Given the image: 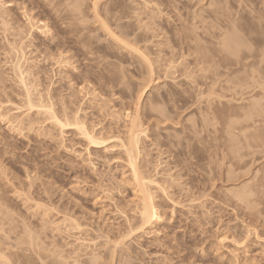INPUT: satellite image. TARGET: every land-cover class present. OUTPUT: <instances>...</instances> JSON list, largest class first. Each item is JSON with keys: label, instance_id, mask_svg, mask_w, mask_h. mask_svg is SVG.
<instances>
[{"label": "rangeland", "instance_id": "obj_1", "mask_svg": "<svg viewBox=\"0 0 264 264\" xmlns=\"http://www.w3.org/2000/svg\"><path fill=\"white\" fill-rule=\"evenodd\" d=\"M259 48L264 0H0V116L22 118H0L9 264H264ZM142 195L159 215L148 226Z\"/></svg>", "mask_w": 264, "mask_h": 264}, {"label": "bare ground", "instance_id": "obj_2", "mask_svg": "<svg viewBox=\"0 0 264 264\" xmlns=\"http://www.w3.org/2000/svg\"><path fill=\"white\" fill-rule=\"evenodd\" d=\"M44 26H45V24H44ZM238 26V25H237ZM41 29V28H40ZM236 29V28H235ZM39 30V29H38ZM43 30V29H42ZM41 30V31H42ZM45 34V33H44ZM47 34V33H46ZM252 34V33H251ZM232 39H228L227 41H226V45H227V47L228 48H230V49H232V50H238V49H235V42L234 41H231ZM234 40V39H233ZM236 41H238L237 39H235ZM257 42V41H256ZM23 43V42H22ZM235 43V44H234ZM21 44V43H20ZM24 44V43H23ZM238 44V43H237ZM225 45V46H226ZM259 45V44H258ZM13 47H16V46H13ZM25 47V46H24ZM226 47V48H227ZM237 47V46H236ZM228 48H227V50H228ZM237 48H239V46L237 47ZM18 49V48H17ZM225 49V48H224ZM241 49V48H240ZM239 49V50H240ZM260 49V48H259ZM258 49V50H259ZM14 50V49H13ZM17 52H18V55H17V52H15L16 54L14 55V56H17L16 57V59L15 60H13V61H15V62H13V64L15 63V66H14V68H16L15 70L19 73L18 75L20 76V82H22V84L24 85L23 86V88L25 87V92L28 94V96H29V90H28V85H27V83H28V75H32L33 73H29L30 72V70H29V66L30 65H28L27 67L25 66L26 64H28V63H30V59L28 60V56H27V52H25V50H24V48L22 49V46H21V49L19 48V51L18 50H16ZM229 51V50H228ZM249 51V50H248ZM13 52V51H12ZM224 52H225V50H224ZM227 52V51H226ZM237 53H238V51H236ZM260 52H262L263 53V51H261V49H260ZM10 53V52H9ZM14 53V52H13ZM239 53H240V51H239ZM262 53H260V54H262ZM31 54V53H30ZM205 54V53H204ZM229 54H231V52H229ZM228 54V55H229ZM233 54V53H232ZM260 54H259V57H260ZM264 54V53H263ZM205 56V55H204ZM209 56V55H208ZM256 56V55H255ZM258 56V55H257ZM262 56V55H261ZM32 57V56H31ZM231 57H236L235 55H233V56H231ZM248 57V56H247ZM261 58V57H260ZM226 59V58H225ZM234 60V59H233ZM243 60H244V58H243ZM263 60H264V58H263ZM263 60H262V62H261V60H260V63L262 64L263 63ZM210 61V60H209ZM211 61H212V59H211ZM10 62H12L11 61V59H10ZM230 62V61H229ZM237 62V61H236ZM232 63V62H231ZM240 62H238V64H239ZM31 64V63H30ZM12 65V64H11ZM10 65V66H11ZM251 65H252V63H251ZM250 65V66H251ZM253 65H254V63H253ZM13 67V66H12ZM34 67V66H33ZM185 74V73H184ZM26 77H27V79H26ZM261 77V76H260ZM34 80V79H33ZM33 80H32V82H33ZM27 82V83H26ZM29 83H31L30 81H29ZM33 85H34V83H33ZM32 85V86H33ZM31 89V88H30ZM39 93V92H38ZM41 94V93H40ZM39 95V94H38ZM29 97H31V95L29 96ZM28 98V97H27ZM41 100H42V98H41ZM44 100V99H43ZM37 101H38V99H37ZM28 103L29 104H27L26 106H29V107H31L32 109L34 108V109H37L36 108V104H35V102L33 103V101H32V99H30L29 98V101H28ZM42 103V101H40V103H38V105H37V107H38V109L39 108H41V109H39L40 111L41 110H43V107H44V109L46 108V110L48 109L49 110V107H47L46 105H44L43 103ZM40 104V105H39ZM46 104V103H45ZM50 103H48V105H49ZM255 105V104H254ZM257 105V104H256ZM51 107L53 108V104L51 105ZM258 107H259V104H258ZM1 108H2V106H1ZM0 108V109H1ZM16 108V107H15ZM254 108H255V106H254ZM257 108V107H256ZM29 109V108H28ZM38 109H37V111H38ZM7 111V114L6 113H1L2 115L3 114H6L5 116V120L8 122V123H10L11 124V122L13 123V122H15L14 124H18V123H20L19 122V120L20 119H22V118H20L21 117V114H19L18 112H16V113H18V114H15V112L13 113V112H11V114H10V111H9V109H6ZM12 110V109H11ZM17 110H18V107H17ZM22 110V109H21ZM2 111V110H1ZM4 111V110H3ZM9 111V112H8ZM19 111V110H18ZM39 111V112H40ZM44 111V110H43ZM54 111V110H53ZM45 112V111H44ZM256 112V111H255ZM254 112V113H255ZM46 113V112H45ZM50 113V112H49ZM1 115V116H2ZM24 115V114H23ZM1 116H0V118H1ZM25 116V115H24ZM53 116V119H54V121L56 122V124L57 125H60L61 127H65V126H74V128L76 129H78V130H80L82 133H83V137H85V139H87V141L89 142V144H93V145H98L99 143H102L103 142V139H102V137L100 138V137H98L97 135H95L93 132H90L88 129H87V127H86V125H85V123L82 121V119H80L79 117H76V116H78V115H76L75 116V119H74V121L72 120V122H70L69 120H65L64 121V119H63V121H62V119H59V118H57V116L55 115V114H53L52 115ZM248 116V115H247ZM3 117H4V115H3ZM2 117V118H3ZM26 117V116H25ZM25 117H23V118H25ZM59 117V116H58ZM251 117V116H250ZM13 119V120H12ZM67 119V118H66ZM5 120H3L2 119V121H5ZM24 120V119H23ZM21 121V120H20ZM132 122V124H131V127H129L130 128V133H128V134H130V137H129V139H128V145H125V147H123V149L125 148L126 150V153H127V155H128V158H129V162H130V166L132 167L131 169H132V172H134V175L137 177V175L139 176V174H137V168H136V166L137 165H135L136 163H135V160H136V155H138V153H139V144H140V142H141V136H142V133L144 134V132H142V129L141 128H139V126L137 125V122L135 123V120H134V122H133V120H131ZM18 122V123H17ZM11 126H12V124H11ZM15 126V125H14ZM129 130V129H128ZM129 136V135H128ZM105 140V139H104ZM104 143V142H103ZM125 143V142H124ZM126 143V144H127ZM121 144H123V143H121ZM124 146V145H123ZM127 147V148H126ZM129 166V167H130ZM139 173V172H138ZM133 174V173H132ZM141 178H142V176H141ZM140 179V178H139ZM141 180V179H140ZM155 181V180H154ZM138 182H141V181H138ZM138 182H137V184H138ZM145 182V181H144ZM149 182H151L150 184H153V182L150 180ZM146 183V182H145ZM155 183V182H154ZM138 185H141V188H146L145 186H144V184H143V186L144 187H142V184H138ZM146 185V184H145ZM142 191H144V190H142ZM141 191V192H142ZM146 192H147V190H145ZM145 191L144 192H142V193H144V194H147V193H145ZM138 192H140V191H138ZM142 196H144L145 197V199H143L142 201V208H141V212L139 213L140 214V220L142 219V221L144 222V223H146L147 224V226H148V224H150V222L152 221V220H157L158 218H159V215H158V212H157V209L155 208V206L153 205V202H152V198H151V196L152 195H148L147 197H146V195H142ZM143 197V198H144ZM154 201V200H153ZM138 206V205H137ZM153 222V221H152ZM77 240H79V239H77ZM2 255V256H1ZM5 259V260H4ZM3 260L5 261L4 263H3ZM77 260V259H76ZM75 260V261H76ZM0 261L2 262V264H5L6 263V261H7V263L9 264L10 262L8 261V259H6V256L4 257V255L3 254H1L0 253ZM0 262V263H1Z\"/></svg>", "mask_w": 264, "mask_h": 264}]
</instances>
